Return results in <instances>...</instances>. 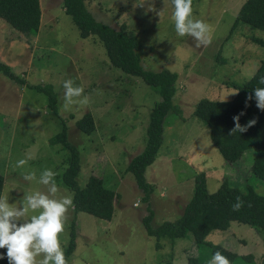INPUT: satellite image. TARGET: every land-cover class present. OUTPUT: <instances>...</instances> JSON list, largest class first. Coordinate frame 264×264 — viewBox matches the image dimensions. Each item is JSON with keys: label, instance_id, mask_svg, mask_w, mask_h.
<instances>
[{"label": "rangeland", "instance_id": "374dc122", "mask_svg": "<svg viewBox=\"0 0 264 264\" xmlns=\"http://www.w3.org/2000/svg\"><path fill=\"white\" fill-rule=\"evenodd\" d=\"M246 1L193 0V18L211 27V44L197 47L192 37L176 34L169 0H144L143 6L138 4L142 0L126 4L84 0L96 20L115 29L126 24L137 35L145 69L177 74L172 103L178 111L165 119L161 146L146 168L145 179L152 190L147 200H142L144 192L127 165L145 146L149 114L160 99L157 88L114 67L97 36L80 37L62 0H39L36 34L13 29L0 18V62L24 80L21 83L0 71L1 197L9 190L8 202L20 207L27 195L47 192L38 183L45 169L57 173L58 197H72L62 182L67 151L53 141L64 127L67 140L79 152L78 184L84 186L90 175H96L117 195L111 220L69 210L65 232L60 235L65 250L74 224L75 249L67 257L68 264H187L188 256L197 253L193 236L173 243L161 239L156 247L144 220L151 212L149 224L156 228L177 219L193 194L198 173L205 174L209 192L226 181L242 189L251 185L264 195V182L251 173L253 149L244 150L234 162L226 161L211 143L205 122L193 114L199 99L221 100L236 90L234 83L246 81L264 58V47L252 41V37L264 39V0L250 15L240 12ZM68 79L84 88V95L90 97L87 106L65 110L63 82ZM36 84L52 86L56 111L49 107L46 94L29 86ZM87 112L94 123L89 134L76 124ZM29 154L35 158L16 167ZM31 172L37 179L24 180ZM206 239L238 255L251 254L255 264H264V240L248 224L232 221L227 230L211 231Z\"/></svg>", "mask_w": 264, "mask_h": 264}, {"label": "trees", "instance_id": "16d2710c", "mask_svg": "<svg viewBox=\"0 0 264 264\" xmlns=\"http://www.w3.org/2000/svg\"><path fill=\"white\" fill-rule=\"evenodd\" d=\"M171 4V0H169ZM193 2V0H192ZM63 9L75 22L79 35L87 38L95 35L105 48L110 63L122 71L140 77L146 84L157 88L160 99L154 104L149 114L146 126V142L144 148L133 156L128 165L129 171L139 188L144 192L142 200H147L152 191L146 182L145 171L156 157L162 143V135L168 114L178 111L172 103L176 91L177 74L168 69L152 71L145 69L140 63V39L137 35L121 24L115 29L96 20L87 9L84 0H62ZM259 0H248L240 8L241 13L249 14L259 4ZM172 6V4H171ZM173 8V6H172ZM174 9V8H173ZM41 9L39 0H0V18L9 26L20 32L36 34L40 26ZM258 46L264 47V39L252 37ZM0 71L12 79L24 83L17 75L11 72L9 66L0 62ZM253 74L242 84H233L238 90L231 99L222 102L218 99L201 98L195 105L193 114L205 122L209 129L210 141L226 161L234 162L240 158L243 151L253 149L251 173L255 178L264 182V111L256 107L255 98L247 100L259 84V78L264 76V58ZM46 94L49 107L56 111V93L51 85H29ZM241 111L239 123L246 124L255 118L256 124L243 133L229 134L234 127L233 116ZM77 127L84 133L94 130V123L89 112L77 120ZM65 127L53 137L67 151L66 168L62 173V182L72 191L74 209L87 212L98 218L111 220L114 214V200L116 192L103 184V179L90 175L84 186H80L76 176L80 170L79 152L74 144L66 138ZM4 186V177L0 173V197ZM239 196L244 205L239 211H233L232 205ZM152 213L145 217L144 226L148 236L155 237L156 247L160 246L161 239H169L172 243L188 234L193 236L197 253L189 255L187 264H208L212 255L219 251L227 257L231 264H253L251 254L238 255L219 243H212L206 237L214 230H227L232 221L248 224L257 230L264 240V195L258 193L253 186L245 188L230 185L223 181L214 192H209L204 173L194 177V191L186 203L183 213L173 221H165L156 228L149 224ZM75 249V230L72 224L70 241L66 247V259ZM5 254L0 264H8L6 249H0ZM255 264V263H254Z\"/></svg>", "mask_w": 264, "mask_h": 264}, {"label": "clouds", "instance_id": "9594fccd", "mask_svg": "<svg viewBox=\"0 0 264 264\" xmlns=\"http://www.w3.org/2000/svg\"><path fill=\"white\" fill-rule=\"evenodd\" d=\"M127 3V0H121ZM144 0L138 3L143 6ZM174 8L172 20L175 32L179 37L190 36L196 41V46H209L211 40V27L202 20L193 18L192 0H171ZM151 8V5H149ZM255 73H253V76ZM250 79L253 77H249ZM259 84L264 85V76L259 78ZM64 108L70 110L73 106H87L90 97L84 95V88L76 86L71 79L63 82ZM233 90L224 94L220 100L226 102L229 95L237 94ZM255 98L256 107L264 111V87H256L253 94H249L247 100ZM241 111L233 116L234 127L229 134L246 132L256 124V119H250L246 124L239 123ZM29 154L26 159L17 162L16 167L25 166L29 160L34 159ZM57 173L51 169H45L38 183L45 186L47 192L36 191L25 197L26 203L22 206H13L8 202V192L0 197V249H6L8 264H68L64 248L61 246L60 235L65 232L69 219V210L74 208L71 196L58 197L59 188L55 177ZM26 181L37 179L35 172L23 176ZM244 202L239 196L232 205L233 211H239ZM34 213L29 215V213ZM5 254H0V259ZM42 257V259H37ZM208 264H231L229 259L216 251Z\"/></svg>", "mask_w": 264, "mask_h": 264}]
</instances>
